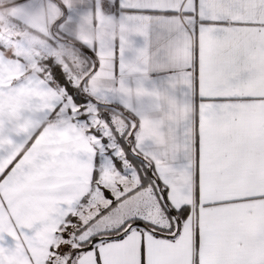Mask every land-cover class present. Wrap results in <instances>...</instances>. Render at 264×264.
Listing matches in <instances>:
<instances>
[{
	"label": "snow or ice",
	"instance_id": "obj_1",
	"mask_svg": "<svg viewBox=\"0 0 264 264\" xmlns=\"http://www.w3.org/2000/svg\"><path fill=\"white\" fill-rule=\"evenodd\" d=\"M10 7L0 264H264V0Z\"/></svg>",
	"mask_w": 264,
	"mask_h": 264
},
{
	"label": "rangeland",
	"instance_id": "obj_2",
	"mask_svg": "<svg viewBox=\"0 0 264 264\" xmlns=\"http://www.w3.org/2000/svg\"><path fill=\"white\" fill-rule=\"evenodd\" d=\"M9 5L10 4H8V3H6V4H0V14H2V15H9V16L12 15L11 12H10V10H9V8H8ZM3 28H4V25L2 23H0V30H3Z\"/></svg>",
	"mask_w": 264,
	"mask_h": 264
},
{
	"label": "crops",
	"instance_id": "obj_3",
	"mask_svg": "<svg viewBox=\"0 0 264 264\" xmlns=\"http://www.w3.org/2000/svg\"><path fill=\"white\" fill-rule=\"evenodd\" d=\"M11 2H12V0H0V4H6V3H8V4L11 5ZM10 5L8 6V8H9L11 14L13 15L15 13V9L12 8V7H10Z\"/></svg>",
	"mask_w": 264,
	"mask_h": 264
}]
</instances>
